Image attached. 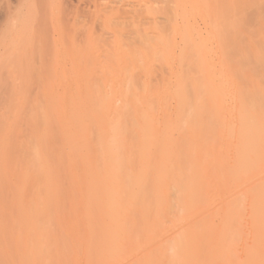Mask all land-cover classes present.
I'll return each mask as SVG.
<instances>
[{
    "label": "rangeland",
    "instance_id": "1",
    "mask_svg": "<svg viewBox=\"0 0 264 264\" xmlns=\"http://www.w3.org/2000/svg\"><path fill=\"white\" fill-rule=\"evenodd\" d=\"M218 4L197 66L95 51L0 104V264H264V0Z\"/></svg>",
    "mask_w": 264,
    "mask_h": 264
},
{
    "label": "bare ground",
    "instance_id": "2",
    "mask_svg": "<svg viewBox=\"0 0 264 264\" xmlns=\"http://www.w3.org/2000/svg\"><path fill=\"white\" fill-rule=\"evenodd\" d=\"M218 3L219 0H0V104L15 97L13 89L29 83L25 76L32 81L33 70L52 73L53 78L60 72L98 66L91 60L95 51L109 59L104 68L161 70L160 64L140 65L135 60L137 54L149 51L154 56L176 51L179 56L174 61L180 68L189 56L193 57L189 66H197V52L200 53L199 46L202 48L200 20L215 10L212 18L216 22ZM212 18L208 19L209 26H216ZM168 29H177V35L166 37ZM173 65V61L165 63L170 68ZM262 103L256 106L259 116L264 115ZM247 125L251 133L257 132L261 124ZM243 158L239 164L244 169L248 160Z\"/></svg>",
    "mask_w": 264,
    "mask_h": 264
}]
</instances>
